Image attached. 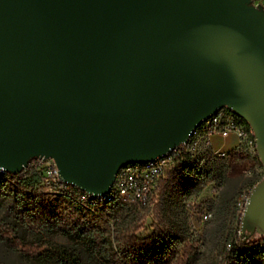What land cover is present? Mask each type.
Returning a JSON list of instances; mask_svg holds the SVG:
<instances>
[{
    "label": "water",
    "instance_id": "water-1",
    "mask_svg": "<svg viewBox=\"0 0 264 264\" xmlns=\"http://www.w3.org/2000/svg\"><path fill=\"white\" fill-rule=\"evenodd\" d=\"M226 108L263 175L240 238L264 236V9L252 0H0V170L49 159L99 196Z\"/></svg>",
    "mask_w": 264,
    "mask_h": 264
},
{
    "label": "trees",
    "instance_id": "trees-1",
    "mask_svg": "<svg viewBox=\"0 0 264 264\" xmlns=\"http://www.w3.org/2000/svg\"><path fill=\"white\" fill-rule=\"evenodd\" d=\"M203 147L194 158L188 154L179 157L176 172H166L158 196H162L164 205L176 208L178 199L189 194L198 196L206 186L224 182L228 160L214 158L210 147ZM30 162L16 174L0 175V210L6 221L1 224L7 229L5 233L0 230V241L16 250L14 243H23L21 234H29L31 242L19 248L24 259L36 264H90L100 260L109 264H167L184 250L175 264L190 263L193 241L184 221L177 223L176 232L168 231L163 223L142 232L138 228L128 232L118 223L110 224V220L117 218L115 214L139 209L114 202L97 208L95 214L85 211L89 216L86 223L79 213L82 209L68 197L45 193L40 174ZM239 223L240 219L236 230L225 239L220 264H264V236L241 239L236 234ZM56 237L71 246L64 248ZM42 239L51 241L48 248H42L46 243L39 244ZM226 243L231 245L229 251L225 250Z\"/></svg>",
    "mask_w": 264,
    "mask_h": 264
},
{
    "label": "rangeland",
    "instance_id": "rangeland-1",
    "mask_svg": "<svg viewBox=\"0 0 264 264\" xmlns=\"http://www.w3.org/2000/svg\"><path fill=\"white\" fill-rule=\"evenodd\" d=\"M233 143V136L225 139L213 137L210 145L213 149L225 151ZM200 149L203 151L204 147L200 145L198 150ZM196 155H198V152ZM244 162L231 158L228 161L226 178L220 186L208 185L201 190L198 196L189 194L181 200L178 199L176 208L167 204L164 205L162 196H160L157 205L156 203L150 204L146 208L136 210L133 213L115 214L117 218L110 220V224L118 223L123 230L128 232H132L133 228H138L139 232H142V230L163 223L168 231L176 232L177 223L184 221L189 240L193 241V253L189 264H220L224 258L223 245L225 239L237 228L238 214L235 202L252 182L260 180L263 175L259 161L255 167L249 162ZM248 170L251 172V177L245 175ZM203 211H208L211 217L207 222L201 223L197 214ZM79 213L84 216L83 221L87 223L89 216L86 212L82 210ZM3 216L4 214L0 210V230L5 233L7 230L5 224H1L6 222ZM20 239L23 243L19 241L14 243L17 246L16 250L11 249L4 241H0V264H36L33 260L24 259L19 252V248H26L24 244L31 242L32 238L29 234H26L25 237H22L21 234ZM55 240L60 241L64 248L71 246L70 243L63 242L61 238L56 237ZM50 242V240L44 241L42 239L39 244L46 243L42 245V248L46 249ZM182 252L184 250L180 251L177 254L178 257L171 259L167 264H175ZM90 264L109 263L100 260Z\"/></svg>",
    "mask_w": 264,
    "mask_h": 264
},
{
    "label": "built area",
    "instance_id": "built-area-1",
    "mask_svg": "<svg viewBox=\"0 0 264 264\" xmlns=\"http://www.w3.org/2000/svg\"><path fill=\"white\" fill-rule=\"evenodd\" d=\"M252 4L254 6L261 5L264 9V0H252ZM230 135L235 138V146L228 152L221 149L211 150L214 158L227 159L228 161L231 158L238 161H245L246 159H257L258 161L255 140L250 127L230 110L222 108L195 127L185 144L175 148L167 155L152 161L120 168L116 172L108 192L99 196L86 194L61 182L54 164L49 159H34L30 163L39 172L41 186L45 189V193L66 196L86 212L95 214L97 208H105L114 202L135 205L140 210L157 202L160 185L165 179L166 172H176V161L179 157L188 154L194 158L200 145L210 147L209 144L213 137L225 139ZM4 174L6 172L0 170V175ZM245 175L251 177V172L248 170ZM256 182L258 181L252 182L235 202L238 219L241 218L248 194ZM213 186H220V183ZM197 217L199 222L203 223L210 219L211 214L208 211H203L198 213ZM236 234L239 235V231ZM230 247V243L225 244L226 251H229Z\"/></svg>",
    "mask_w": 264,
    "mask_h": 264
},
{
    "label": "crops",
    "instance_id": "crops-1",
    "mask_svg": "<svg viewBox=\"0 0 264 264\" xmlns=\"http://www.w3.org/2000/svg\"><path fill=\"white\" fill-rule=\"evenodd\" d=\"M230 136H233V135H230ZM229 137V136H228ZM233 138H234V136H233ZM210 144H211V141H210ZM209 144V145H210ZM235 146V138H234V143H233V145L229 148V149H227V150H222V151H224V152H228V151H230L233 147ZM210 148H211V150H218V149H213L212 147H211V145H210ZM247 162H249L250 164H252L254 167H255V165H257V163H258V161H257V159H246L245 160V162L244 163H247Z\"/></svg>",
    "mask_w": 264,
    "mask_h": 264
}]
</instances>
